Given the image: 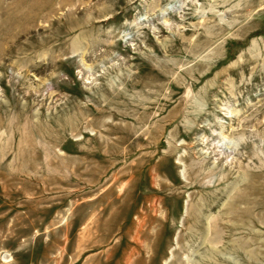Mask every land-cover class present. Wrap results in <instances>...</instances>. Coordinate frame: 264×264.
<instances>
[{
	"label": "rangeland",
	"instance_id": "1",
	"mask_svg": "<svg viewBox=\"0 0 264 264\" xmlns=\"http://www.w3.org/2000/svg\"><path fill=\"white\" fill-rule=\"evenodd\" d=\"M0 264H264V0H0Z\"/></svg>",
	"mask_w": 264,
	"mask_h": 264
},
{
	"label": "bare ground",
	"instance_id": "2",
	"mask_svg": "<svg viewBox=\"0 0 264 264\" xmlns=\"http://www.w3.org/2000/svg\"><path fill=\"white\" fill-rule=\"evenodd\" d=\"M212 242V241H211Z\"/></svg>",
	"mask_w": 264,
	"mask_h": 264
}]
</instances>
